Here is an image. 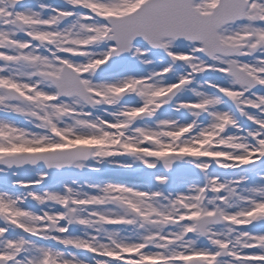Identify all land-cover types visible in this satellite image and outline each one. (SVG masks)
<instances>
[{
  "label": "snow or ice",
  "instance_id": "6c2138e0",
  "mask_svg": "<svg viewBox=\"0 0 264 264\" xmlns=\"http://www.w3.org/2000/svg\"><path fill=\"white\" fill-rule=\"evenodd\" d=\"M0 264H264V0H0Z\"/></svg>",
  "mask_w": 264,
  "mask_h": 264
}]
</instances>
